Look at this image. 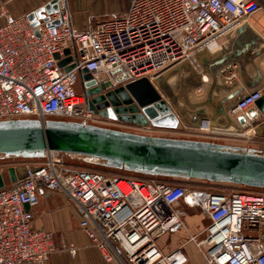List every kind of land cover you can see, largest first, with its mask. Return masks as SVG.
<instances>
[{
    "label": "built area",
    "instance_id": "built-area-1",
    "mask_svg": "<svg viewBox=\"0 0 264 264\" xmlns=\"http://www.w3.org/2000/svg\"><path fill=\"white\" fill-rule=\"evenodd\" d=\"M58 6L51 14L58 24L41 20L33 26L29 13L14 15L0 5V120L92 124L103 116L88 106L83 70L107 92L144 77L154 82L186 60L198 67L194 55L222 49L228 33L259 13L264 0H131L125 13L98 19L86 30L72 24L66 0H58ZM223 77L227 82L238 79L235 66L224 70ZM263 93L248 92L229 110L233 119ZM178 129L213 138L220 131L185 124L171 130ZM222 132L232 145L257 152L252 144L259 135L253 127ZM238 141L251 144L236 145ZM59 154L46 150L26 164L25 177L0 188V264H45L55 251L54 234L33 226L40 188L67 196L81 229L107 263L191 264L193 254L186 246L193 244L205 264H264L263 194L214 190L159 175L72 169ZM32 166L37 168L32 171ZM184 205L199 210L208 224L194 232L196 221L192 223L193 213ZM179 232L187 235L186 241L173 248L159 246L162 236ZM67 249L72 254L77 250Z\"/></svg>",
    "mask_w": 264,
    "mask_h": 264
},
{
    "label": "water",
    "instance_id": "water-1",
    "mask_svg": "<svg viewBox=\"0 0 264 264\" xmlns=\"http://www.w3.org/2000/svg\"><path fill=\"white\" fill-rule=\"evenodd\" d=\"M58 10V0H50L31 11L28 18L33 26L41 20L58 24L59 19L51 20V14ZM194 58L198 67L186 60L159 75L155 83L144 77L107 92L83 70L88 106L104 118L134 125L175 129L183 123L227 132L253 127L259 136H264V93L236 119L229 112L248 92L264 88L262 33L249 21H243L228 33L222 49H204ZM233 66L239 79L227 82L223 71ZM199 87L201 93L197 92ZM46 150L95 158L109 167L147 175L264 188V153L243 147L77 121L51 119L43 125L36 119L0 120V154L41 158ZM36 168L32 166L31 170ZM7 174L14 182L25 177L28 169L10 167ZM6 179L0 171V188L6 185Z\"/></svg>",
    "mask_w": 264,
    "mask_h": 264
},
{
    "label": "crops",
    "instance_id": "crops-1",
    "mask_svg": "<svg viewBox=\"0 0 264 264\" xmlns=\"http://www.w3.org/2000/svg\"><path fill=\"white\" fill-rule=\"evenodd\" d=\"M48 1L50 0H0V5L3 4L5 9L14 15H20L36 10ZM130 1L66 0V4L72 24L80 30H86L96 22L95 18L122 15L128 9ZM107 7L108 10H105ZM244 21L251 22L264 36V7L252 18ZM216 134L215 139L220 143L232 145L230 140L224 137V132L217 131ZM38 194L39 203L33 207V226L45 228L54 234L55 251L45 264H119L104 261L101 251L92 245L89 237L81 229L80 217L66 195L49 193L43 188L38 190ZM199 218L202 219L201 216ZM68 247H75L76 253L72 254Z\"/></svg>",
    "mask_w": 264,
    "mask_h": 264
},
{
    "label": "rangeland",
    "instance_id": "rangeland-1",
    "mask_svg": "<svg viewBox=\"0 0 264 264\" xmlns=\"http://www.w3.org/2000/svg\"><path fill=\"white\" fill-rule=\"evenodd\" d=\"M105 10H108L107 8H104ZM89 12L91 10L89 9ZM100 18H95L97 21ZM155 83V82H154ZM76 90L78 93L82 91V86L81 82L78 81L76 85ZM94 125L102 126V127H109V128H114L118 130H124V131H130L134 133H140V134H146V135H153V136H167V137H175V138H186V139H196V140H208V141H214L217 143H220L218 139H215L211 136H206L204 134L200 133H205V132H200L199 134H191V135H184L182 133V130H171V129H164V128H154L153 130H148L146 128H143L140 125H134V124H129L126 122H122L120 120H113L110 118H104L101 117L99 119H96L95 121L92 122ZM183 125V123H181ZM246 141H244L245 143ZM243 141H238L237 144L242 145ZM232 144V143H231ZM247 145H250V142H246ZM254 148L257 149V152L261 153L264 152V136H259L256 142L252 144ZM62 159L68 164L69 167L72 169H92L96 171H102V172H107V173H112L118 176H134V177H139V178H145V175L127 171L125 169H119V168H114V167H109L104 164L102 160L99 159H93L89 158L86 156L82 155H74V154H68V153H63L60 152L59 154ZM37 158H25L22 156H5L3 154H0V171H2L7 179V183L10 181L8 177V169L10 167H21V166H26V164H29L30 162H35L37 161ZM164 178V177H163ZM171 177H168L165 179L166 180H171L169 179ZM178 182H189L191 185L194 186H199V187H208L214 190H228V191H241V192H250L254 194H263L264 195V188H259V187H250L242 184H221V183H213L205 180H175ZM184 208H186L188 211H190L193 216L192 218V223H195V226L193 227V231L197 232L200 230V228L203 225H207L208 221L206 219H199L200 217V211L199 210H189L186 205H184ZM187 240V235L184 232H179L173 236H162L158 240V244L161 248H173L180 243H183L184 241ZM177 244V245H176ZM186 249L193 254L191 264H205L203 259L199 254H196V250L194 248L193 244H189L186 246Z\"/></svg>",
    "mask_w": 264,
    "mask_h": 264
},
{
    "label": "trees",
    "instance_id": "trees-1",
    "mask_svg": "<svg viewBox=\"0 0 264 264\" xmlns=\"http://www.w3.org/2000/svg\"><path fill=\"white\" fill-rule=\"evenodd\" d=\"M75 155V154H74ZM90 158V157H89ZM94 159V158H93ZM126 170V169H125ZM128 171V170H127ZM131 172H134V171H131ZM135 173H137V172H135ZM139 174H142V173H139ZM142 175H145V176H149V175H147V174H142ZM160 177H166V176H160ZM166 178H168V177H166ZM169 179H171V178H169ZM173 179V178H172ZM176 179V178H175ZM177 180H184V179H177ZM176 182H178V181H176Z\"/></svg>",
    "mask_w": 264,
    "mask_h": 264
},
{
    "label": "bare ground",
    "instance_id": "bare-ground-1",
    "mask_svg": "<svg viewBox=\"0 0 264 264\" xmlns=\"http://www.w3.org/2000/svg\"><path fill=\"white\" fill-rule=\"evenodd\" d=\"M251 23V22H250ZM253 25V24H252Z\"/></svg>",
    "mask_w": 264,
    "mask_h": 264
}]
</instances>
